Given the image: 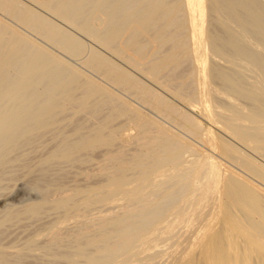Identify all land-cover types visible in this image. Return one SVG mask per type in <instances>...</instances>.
<instances>
[{
    "label": "bare ground",
    "instance_id": "bare-ground-1",
    "mask_svg": "<svg viewBox=\"0 0 264 264\" xmlns=\"http://www.w3.org/2000/svg\"><path fill=\"white\" fill-rule=\"evenodd\" d=\"M0 202V264H264V0H0Z\"/></svg>",
    "mask_w": 264,
    "mask_h": 264
},
{
    "label": "rangeland",
    "instance_id": "rangeland-1",
    "mask_svg": "<svg viewBox=\"0 0 264 264\" xmlns=\"http://www.w3.org/2000/svg\"><path fill=\"white\" fill-rule=\"evenodd\" d=\"M173 102H175V101L173 100ZM175 103L178 104L177 102H175ZM179 106H180V105H179ZM143 110H144L145 112H148V111H146L145 109H143ZM151 115H153V114H151ZM153 116H154V115H153ZM154 117H155V116H154ZM156 118H157V117H156ZM202 123H203L204 126H207V123H205L204 121H202ZM176 131H177V130H176ZM177 132L180 133V135L182 134V133L179 132V131H177ZM182 136H183V134H182ZM184 137L187 138L186 136H184ZM188 139H189V137H188ZM189 140H190V142L192 141V143H194V145H197V144H195V142H194L191 138H190ZM189 140H188V141H189ZM221 159H222V158H217V160L219 161V165H220V167L224 170V169L227 167L226 165H227L228 163H227L224 159H222V160H221ZM224 161H225V162H224ZM93 162H94V161H93ZM220 162H221V163H220ZM225 163H227V164H225ZM94 164H95V163H94ZM94 164L91 163V164L86 165V166H87V167L89 166L88 169H89L90 167H92V168L94 169V168H95V165H94ZM93 165H94V166H93ZM223 165H224V166H223ZM71 168H72V167H71ZM78 168H79V167H78ZM82 168H83V167H82ZM66 169H68V171H70V170H69L70 167H68V168H66ZM74 169H75V168L71 169L70 172L72 173ZM79 169H80V168H79ZM79 169H77V170H79ZM85 169H86V168H85ZM77 170H76V169L74 170V171H75V174H76V171H77ZM80 170H81V169H80ZM89 170H91V169H89ZM70 172H69V173H70ZM73 174H74V173H72V176H73ZM67 175H69V177H71L70 174H67ZM76 175H79V177H82V178H79V177H78V179H83V178H84V177L81 176L80 174H76ZM76 175H75V176H76ZM65 177H66V176H65ZM67 177H68V176H67ZM69 177H68V178H69ZM76 177H77V176H76ZM71 179L73 180V179H75V177H74V178L71 177L69 180H71ZM78 179H75V180H78ZM66 180H67V179H66ZM66 180H65V182H66ZM69 180H68V181H69ZM68 181H67V183H68ZM82 181H84V180H82ZM82 181H79L78 183H81ZM70 182H72V181H70ZM73 182H74V181H73ZM73 182H72V183H73ZM76 182H77V181H75V183H76ZM84 182H85V181H84ZM82 183H83V182H82ZM69 184H70V183H68V185H69ZM70 185H71V184H70ZM18 193H19V194H18ZM22 193H23V195H24L25 192H21V195H20V192H16V193H14V194H13V198H12V200L10 199V203H11L12 201H14V202L16 201L15 203L12 202L13 205H14V204H16V205L18 204V205H21V206H22V205L25 204V202H30L31 200H33V199H30L29 196H32L33 198L36 197L35 194H33V193H28V192H27V193H25V194H28V195H25V197H29L30 201H28L29 199L27 198L26 201H24V203H23V200H22L21 198H23L24 196L22 195ZM30 194H31V195H30ZM34 196H35V197H34ZM17 197H18V198H17ZM25 197H24V198H25ZM24 198H23V199H24ZM35 199H36V198H35ZM35 199H34V200H35ZM18 200H19V201H18ZM21 201H22V202H21ZM19 202H20V203H19ZM0 203H2V202H0ZM12 203H11V204H12ZM22 203H23V204H22ZM1 205H2V204H1ZM18 205H17V206H18ZM45 214H47V213H45ZM45 214H43V217H44V216H45V217L47 216V215H45ZM48 214H50V218H51V216H54V217H55V215H53V213L51 214L50 212H48ZM43 217H42V218H43ZM45 217H44V218H45ZM42 218L38 219V222H37V220H36V221H34V220H29V222L38 225V224L42 223V222L39 223V221H43V220H44V222H45V220L48 219L49 217H46L45 219H42ZM52 218H53V217H52ZM51 220H52V219H51ZM26 221H27V220H26ZM26 221H24V220L21 221L19 225H21V224H24V225H25V223H26V228H25V229H29V228H27V226H30V227H31L32 224H31V225H30V224L28 225L29 222L27 221V222H28V223H27ZM32 221H33V222H32ZM46 221H48V220H46ZM48 222H49V221H48ZM37 223H38V224H37ZM42 224H43V223H42ZM46 224H47V223H46ZM46 224H45V225H46ZM16 225H17V226H14V227H16V228H14V231H11V230L9 229V232L11 231L10 233H14V237H12L13 235L11 234V238H15V239H17V241H18V240H20V238H21V236H19V235L22 234V240H24V239H23V236H24L23 233L25 232V230H23L24 227L22 226L21 229H22L24 232H23V233L20 232V234L18 235V236H19V239H18V238H16V237H18V236H16L17 234L15 233V232H16L15 229H19V228H17V227H18V224H16ZM33 226L35 227V225H33ZM39 226H40V225H39ZM10 227L13 228V226H10ZM20 227H21V226H20ZM42 227H43V225H42ZM36 228H37V227L34 228L35 231L38 230V229H36ZM40 228H41V226H40ZM21 229H19V230H21ZM31 229H32V228H30V230H31ZM30 230H27V231H26V234L30 233ZM32 230H33V229H32ZM32 230H31V232H32ZM34 230H33V231H34ZM39 230H40V229H39ZM27 232H28V233H27ZM10 233H9V234H10ZM28 235H29V234H28ZM9 236H10V235H8L7 237L10 238ZM15 236H16V237H15ZM25 237H26V235H25ZM25 237H24V238H25ZM5 238H6V237H5ZM5 238H4V239H5ZM8 238H7V239H8ZM4 239H3V240H4ZM15 239H14V240H15ZM22 240H21L20 242H22ZM4 241H5V240H4ZM6 241H9V239L6 240ZM11 241H13V239L10 240V242H11ZM17 243H19V242H17ZM161 245H162V244H161ZM161 245H160L161 248L158 247V249H160V250H161V249L163 250V248H164L165 246H166V247H165V249H164V253L162 254V257H161V255H160V258H159V259L162 260L163 257L165 256V257H166L165 260H167L168 257H167V255H166V254H167L166 252H167L170 248H171V249H170L169 251L173 250L175 247L172 246V247L167 248V246H169V245H165V244H164L163 246H161ZM162 247H163V248H162ZM181 247H182V246H180L179 249H181ZM169 251H168V252H169ZM165 253H166V254H165ZM30 260H31V259H30ZM35 260H36V259H35ZM35 260L33 259V261H35ZM41 260H43V259H41ZM41 260H40V261H41ZM44 260H45V259H44ZM38 261H39V260H37L36 263H38ZM163 261H164V259L162 260V262H163ZM44 262H45V261L41 262L40 264H45L47 261H46L45 263H44ZM38 264H39V263H38Z\"/></svg>",
    "mask_w": 264,
    "mask_h": 264
}]
</instances>
